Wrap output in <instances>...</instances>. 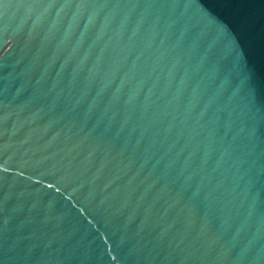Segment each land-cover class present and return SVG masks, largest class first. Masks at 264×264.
<instances>
[{"label": "water", "instance_id": "water-1", "mask_svg": "<svg viewBox=\"0 0 264 264\" xmlns=\"http://www.w3.org/2000/svg\"><path fill=\"white\" fill-rule=\"evenodd\" d=\"M0 264H264V0H0Z\"/></svg>", "mask_w": 264, "mask_h": 264}]
</instances>
